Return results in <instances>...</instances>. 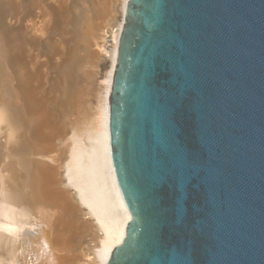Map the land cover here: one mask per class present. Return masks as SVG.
I'll list each match as a JSON object with an SVG mask.
<instances>
[{
	"label": "water",
	"instance_id": "water-1",
	"mask_svg": "<svg viewBox=\"0 0 264 264\" xmlns=\"http://www.w3.org/2000/svg\"><path fill=\"white\" fill-rule=\"evenodd\" d=\"M107 130L105 264H264V0H126Z\"/></svg>",
	"mask_w": 264,
	"mask_h": 264
},
{
	"label": "bare ground",
	"instance_id": "bare-ground-1",
	"mask_svg": "<svg viewBox=\"0 0 264 264\" xmlns=\"http://www.w3.org/2000/svg\"><path fill=\"white\" fill-rule=\"evenodd\" d=\"M116 1L93 0L78 40L82 52L63 37L51 45L64 72L59 81L34 40L55 16L69 14L68 0H30L34 21L19 26V38L0 28V264H105L123 237L130 216L110 162L107 104L126 0L102 79L105 98L95 83ZM18 13L8 18L18 21ZM25 31L36 38H24Z\"/></svg>",
	"mask_w": 264,
	"mask_h": 264
},
{
	"label": "rangeland",
	"instance_id": "rangeland-1",
	"mask_svg": "<svg viewBox=\"0 0 264 264\" xmlns=\"http://www.w3.org/2000/svg\"><path fill=\"white\" fill-rule=\"evenodd\" d=\"M5 1L6 0H0V26H2L0 28H1V30H3V28H4V30H3L4 32H5V30H9L7 28H10V29L13 28L11 31H14L15 34L17 32L16 35L19 38L21 33H18V32H21V29L27 23L30 24V23H32V20L34 21V18H32L34 13L32 15L30 13H28V11L30 10V7L33 5V3H32L33 0H31L32 2H30V0H17V4H15L16 1H14V0H12V2H11V0H7V1H10V3H11V4L7 3L8 5L5 3ZM51 1L53 2V4H55L54 6H56L55 0H51ZM92 2H93V0H68V7H69L68 13L69 14L63 18L61 17L60 14H58L60 17L55 16L54 21L49 26L46 34L42 35L38 40L35 39L36 37L33 38V36L32 37L30 36V35H32V33L29 34L30 31H28V33L26 31L23 32V33H26L25 37L22 35L24 38L29 39L31 37L30 39L33 38V39H35L34 41H36L35 43H38L37 47H38V50L40 51L41 57H43L44 59L46 58V60H48V62H49V70L48 71H49V75H50V77H52V79H56L58 81L60 79H64V72L57 71V67L55 65L56 59L53 58L54 56H52V52L50 51L51 45L56 44L57 42H60L63 38H66L68 41H69V39L72 40V41H70L69 46L73 44V46L76 49H78V52L83 51L84 44H83L82 40L81 41H78V40H80L79 36H80V33L82 31V28H83V22L87 16V14L89 13L88 9L91 7ZM116 2H115L116 5H114L115 17H116L115 22H114V28H113V31H110L112 33L111 36L109 38H107V34H106L105 40H104V49L106 51H108L107 52L108 59H102L100 57L99 62H98L99 66L97 67L98 73H97L96 80H95L98 92H100L104 98L107 95V88L105 87L104 84H102V79L104 77V74H106V72L110 69V67L112 65V61H113V58L115 55V46H114V44H112V42L114 40V29L120 23L121 0H117ZM6 6L9 8V10L7 9ZM10 6H13L14 8H12V7L11 8L14 10H12L10 8ZM17 9L19 12L17 14V16L18 17L20 16L18 21L14 19V18H16L15 16L12 17L13 19L8 18V17H10V13L12 11L17 10ZM6 12H8L9 16ZM28 14H30V15H28ZM21 15L23 17H21ZM64 19H66V20H64ZM9 20H11V21H9ZM9 23H11V25H8ZM6 24L8 25V27L6 26ZM17 24H18V26H17ZM4 26H6V27H4ZM19 26L21 29H19ZM43 58H41V59L43 60ZM110 58H112V60H110Z\"/></svg>",
	"mask_w": 264,
	"mask_h": 264
}]
</instances>
